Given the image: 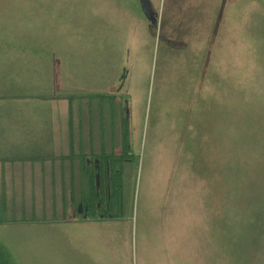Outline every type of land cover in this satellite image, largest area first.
<instances>
[{"label":"rangeland","instance_id":"1","mask_svg":"<svg viewBox=\"0 0 264 264\" xmlns=\"http://www.w3.org/2000/svg\"><path fill=\"white\" fill-rule=\"evenodd\" d=\"M150 1L153 28L140 0H0V73L60 58L123 82L134 124L103 228L71 224L72 187L0 181L12 264H264V0Z\"/></svg>","mask_w":264,"mask_h":264},{"label":"crops","instance_id":"2","mask_svg":"<svg viewBox=\"0 0 264 264\" xmlns=\"http://www.w3.org/2000/svg\"><path fill=\"white\" fill-rule=\"evenodd\" d=\"M56 61L58 68H41L39 77L25 68L0 73V181H9L1 187L38 188L53 182L60 191L72 187L73 200L86 203L81 190L93 183L96 166L114 164L106 156L121 157L122 164L132 161L134 124L126 114L123 82L77 77L70 62L62 76L61 59ZM125 125L130 131L126 146ZM72 215L69 219L76 218ZM80 218L71 224L103 228L113 220L88 214Z\"/></svg>","mask_w":264,"mask_h":264},{"label":"trees","instance_id":"3","mask_svg":"<svg viewBox=\"0 0 264 264\" xmlns=\"http://www.w3.org/2000/svg\"><path fill=\"white\" fill-rule=\"evenodd\" d=\"M20 57L24 58L23 55H21ZM26 60L29 61V59H26ZM22 90H25V89H22ZM22 93H24V92L22 91ZM129 132H128V129H127L126 125H125V127L123 129V134H124V138H125V146H126V139H127L128 135H129ZM102 157H105V156H102ZM106 157L111 162H114V166H117L114 169H116V168L122 169L123 164L121 163V159H120L121 157H118V156H115V155H108ZM85 174L88 175L89 172L86 171ZM91 178H92V174H91ZM114 185H115V187H114V196H116V197H115V200L113 198V202L111 204L112 210H109V212L113 213L114 215H118V217H119L120 205H121V197H122V195L124 193V176L122 177L120 173H114ZM82 195H83V198L86 200V205H88V207L90 208V211H91V208L93 206V199L95 198L94 197V192H93V183H92V181H91L90 187H87V188L85 187L83 189ZM76 205H77V203H76ZM105 212H99V213H105ZM90 213H91L90 215H92V217H95V218H97L98 217L97 215H99V213L98 214H95L93 212H90ZM0 264H12L8 253L6 251H4V249L1 248V247H0Z\"/></svg>","mask_w":264,"mask_h":264},{"label":"flooded vegetation","instance_id":"4","mask_svg":"<svg viewBox=\"0 0 264 264\" xmlns=\"http://www.w3.org/2000/svg\"><path fill=\"white\" fill-rule=\"evenodd\" d=\"M167 40L170 41L169 39ZM114 173H120L122 177L124 175L123 169H114L110 166H99L94 173L93 192L95 199H98L97 209L99 210L104 209V206L107 207V209L110 208L113 198L115 200ZM82 191L83 189L81 190V193ZM102 194L104 195L105 201L100 198ZM86 207L89 208L88 205Z\"/></svg>","mask_w":264,"mask_h":264},{"label":"water","instance_id":"5","mask_svg":"<svg viewBox=\"0 0 264 264\" xmlns=\"http://www.w3.org/2000/svg\"><path fill=\"white\" fill-rule=\"evenodd\" d=\"M140 4H141L142 10L144 14L146 15V17H148V19H150L152 23L155 24L157 19H156L155 12L152 9L151 1L150 0H140ZM81 208H82V205L80 204L79 212H82Z\"/></svg>","mask_w":264,"mask_h":264}]
</instances>
